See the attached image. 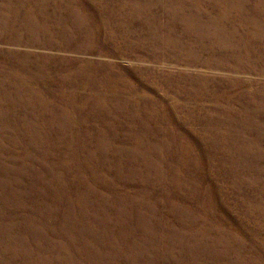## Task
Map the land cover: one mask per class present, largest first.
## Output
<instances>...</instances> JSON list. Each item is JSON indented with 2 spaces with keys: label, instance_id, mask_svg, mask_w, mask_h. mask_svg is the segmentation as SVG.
Segmentation results:
<instances>
[{
  "label": "rangeland",
  "instance_id": "obj_1",
  "mask_svg": "<svg viewBox=\"0 0 264 264\" xmlns=\"http://www.w3.org/2000/svg\"><path fill=\"white\" fill-rule=\"evenodd\" d=\"M0 264H264V0H0Z\"/></svg>",
  "mask_w": 264,
  "mask_h": 264
}]
</instances>
